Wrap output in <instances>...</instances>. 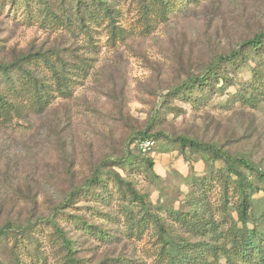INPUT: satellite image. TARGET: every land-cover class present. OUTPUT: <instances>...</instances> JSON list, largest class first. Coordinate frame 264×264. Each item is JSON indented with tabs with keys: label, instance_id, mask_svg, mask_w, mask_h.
Returning <instances> with one entry per match:
<instances>
[{
	"label": "rangeland",
	"instance_id": "1",
	"mask_svg": "<svg viewBox=\"0 0 264 264\" xmlns=\"http://www.w3.org/2000/svg\"><path fill=\"white\" fill-rule=\"evenodd\" d=\"M105 1L114 12L112 21L89 23L84 33L74 23H60L59 0H0V63L43 54L73 73L64 95L53 91L41 113L24 110L23 116L0 125V228L8 223L41 224L34 231L37 244L32 245L38 251L30 250L35 254L30 258L22 251L21 264H63L60 241L44 219L54 220L71 242L73 258L83 264H163L151 229L140 238L125 235L119 213L120 204H129V198L120 195L124 189L109 190L108 201L70 198L103 162V176L117 173L144 196L178 241L190 243L202 239L182 229L168 213H190L191 200L202 198L193 177L209 183L211 175L215 179L200 200L208 203L212 219H222L221 165L181 150L174 138L215 145L264 170V97L252 104L237 101L245 87L254 85L251 68L264 57L231 71L225 90L202 97L198 88L189 93L184 87L215 57L264 33V0H169L165 11L159 0ZM48 11L52 14L45 18ZM38 68L51 79L42 63ZM141 131L160 136L147 153L152 172L137 160L140 169L112 166L130 152L140 157L134 138ZM261 199L263 191L254 196L255 201ZM227 218L235 219V214ZM77 220L108 233L107 239L84 235L74 225ZM5 250L0 243V263L7 261Z\"/></svg>",
	"mask_w": 264,
	"mask_h": 264
},
{
	"label": "trees",
	"instance_id": "2",
	"mask_svg": "<svg viewBox=\"0 0 264 264\" xmlns=\"http://www.w3.org/2000/svg\"><path fill=\"white\" fill-rule=\"evenodd\" d=\"M159 1L158 5L163 11L170 8L169 0ZM59 2L62 11L59 12L61 14L60 23L67 27L73 26L74 23L79 32L87 33L88 24L102 18L110 21L113 19L114 12L105 0H67L66 2L59 0ZM50 14L52 13L48 11L43 13V16L47 18ZM112 30L115 28L112 27ZM256 57H264V33L261 32L255 34L251 39L239 43L237 49L229 54L215 57L201 76L193 78L184 87L189 93L194 87L198 88L203 94L202 97L211 95V92L215 90H225L229 85L231 71L250 67L249 63ZM37 59L39 60L36 61ZM50 59L43 54L39 57L24 54L19 55L11 62L0 63V125H5L12 119L23 116L24 110L41 113L50 103L53 91L64 95L67 84L73 81L69 78V75L73 73L70 74L62 63L55 64ZM40 63L45 66L51 79L39 73L41 72L38 68ZM81 64L84 65V62L81 61ZM255 64L256 66L251 68L254 70L252 76L254 85L245 87L237 101L252 104L257 97H264V60ZM75 69L83 72L82 66H76ZM78 75L81 74H76V77ZM48 81L51 83L48 84ZM180 90L178 89V91ZM134 139L137 143L143 140H152L155 144L160 136L141 131L136 134ZM172 141L181 150L187 149L200 155L205 162H217L221 165L217 171L219 173L218 181L223 186V203L220 205L222 219L218 221L212 219L208 203L200 200L205 199L203 190L206 185L211 184V181L215 179L211 175L208 177L209 183L203 177H193V186L201 190L202 198L196 197L195 201L191 200L193 207L190 213L183 214L178 211L168 213V217L174 216V222L179 224L182 229L201 237L202 241L198 243H190L186 240L178 241V238L173 234L174 231L171 228H166L161 218L150 210L144 196L137 194L131 184L123 181L115 172L103 176L101 167L107 162H103L92 173V176L84 181L82 187L75 189L77 191L72 193L70 198L77 195L84 198L94 196V199L108 201L112 195L108 192L109 190L124 189L126 193L121 192L120 195L129 198V204L124 202L120 204L119 213L123 215V223L126 227L125 235L140 238L145 230L151 229L157 236L160 246L159 256L161 257L159 262L163 264H264V199L254 200L256 194L260 191L264 192V170L256 167L248 159L230 155L212 144L201 143L183 136L176 137ZM139 156L136 158L132 157L131 152L127 153L123 158L114 161L112 166L129 165L132 167L133 165V168L140 169L137 160L145 170L152 172L151 157H147V154H139ZM232 200L234 202H231ZM130 205L136 210H133ZM232 213L235 214V219L228 220L227 216L230 217ZM205 215L208 218L204 219ZM44 221L51 223V227L60 241L58 250L64 252L63 264H83L81 260L73 258V246L54 223V220L52 222L50 219H44ZM40 225L39 223L38 226ZM74 225L79 227L86 236L92 235L102 241L107 239L108 233L91 228L82 221L77 220ZM37 227L32 224L17 226L12 223L2 226L0 228V243L6 249L7 261L0 264H21L22 251L26 256L30 255V250L35 249L37 252L38 247L32 248L33 244H37L34 236ZM205 239L208 241H204ZM34 255H30L29 258Z\"/></svg>",
	"mask_w": 264,
	"mask_h": 264
},
{
	"label": "built area",
	"instance_id": "3",
	"mask_svg": "<svg viewBox=\"0 0 264 264\" xmlns=\"http://www.w3.org/2000/svg\"><path fill=\"white\" fill-rule=\"evenodd\" d=\"M154 147L152 140H143L136 144L137 153L140 155L147 154Z\"/></svg>",
	"mask_w": 264,
	"mask_h": 264
}]
</instances>
